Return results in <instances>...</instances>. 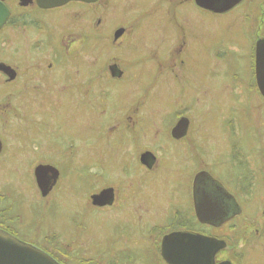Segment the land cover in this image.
<instances>
[{
    "label": "flooded vegetation",
    "instance_id": "1",
    "mask_svg": "<svg viewBox=\"0 0 264 264\" xmlns=\"http://www.w3.org/2000/svg\"><path fill=\"white\" fill-rule=\"evenodd\" d=\"M232 11L238 12L234 17L237 28L233 25L230 35L208 37L211 27L206 15ZM202 51L204 55L198 58ZM198 59L207 68L214 60L223 66L218 75L214 68L208 69L206 78L224 77L231 85L229 94H216L211 102H201L200 94L207 91H192L198 87L190 88L188 81L198 79ZM257 73L264 74V0H241L221 12L208 10L195 0H67L54 5L0 0V166L31 163L29 187L36 191L38 203L46 202V209L66 197L72 203L98 184L89 167L72 164L75 152L70 149L77 148V136L89 141L104 138L108 125H103L107 121L103 119L109 111V118H117L109 125L123 135L127 132L134 141L142 130L140 117L147 121L154 117L177 141L165 146V154L173 155L170 159L176 163L169 164L155 182L167 185V179L178 174L172 187H182L183 198L168 213V230L165 219L153 224L145 219L142 226H134L143 220V209L135 211V220L114 221L127 232L116 238L110 230L111 242L129 237L132 244L115 249L97 264H169L162 255V237L186 230L224 240L225 247L215 253V262L234 264L229 257V235L219 237L198 225L220 228L241 216L245 207H264V77L258 81ZM135 84H142L140 104ZM118 91L125 98L114 99ZM139 105L152 111L140 116ZM119 106L121 115L116 114ZM129 122L131 130L120 128V123L126 128ZM178 122L181 127L174 136L171 131ZM190 146L204 160L193 173L187 192L180 179L188 168L184 158ZM154 149L137 150L126 159L130 161L123 171L130 170L126 165H135L155 183L150 176L157 172L161 158ZM39 164L55 168L42 173L44 193L34 173ZM197 173L204 179L208 176L209 183L199 186L210 198L216 196L214 200L228 214L219 225L196 218L192 187ZM110 182L89 192L85 204H71L73 210L66 209L64 234L73 236L85 228V208L104 214L116 206L119 195ZM6 185L7 199H0V229L49 254L36 245L39 232L31 230L33 224H20V196L13 199L11 185ZM99 193V200L93 203L92 195ZM127 198L119 202L123 209L129 208ZM28 209L37 228L36 216ZM262 211L264 216V208ZM88 261L82 259L83 264H92Z\"/></svg>",
    "mask_w": 264,
    "mask_h": 264
},
{
    "label": "rangeland",
    "instance_id": "2",
    "mask_svg": "<svg viewBox=\"0 0 264 264\" xmlns=\"http://www.w3.org/2000/svg\"><path fill=\"white\" fill-rule=\"evenodd\" d=\"M246 3L247 2L243 3L239 9H243ZM258 11H260L261 14L263 8L260 7ZM237 13L238 12L232 11L231 14H224L221 16L206 15L207 24L211 27L207 30L208 37H211V35L220 36L219 34L224 33L230 35L231 31H233V25L237 28V23L234 19ZM261 17L262 14L259 17L260 20ZM201 55H204V51L198 54V58L201 57ZM212 68L216 70L217 75L220 72L222 73L224 69L223 66H220L215 60L212 62V65L207 68L206 62L198 59L196 68L198 71V79L188 80L190 88L198 87L192 91L197 92L198 89H200V91H207V94H204V92L203 95L199 93L202 103L205 102V100L211 102L212 97L216 94L217 96H225L231 91L230 82L228 84V81L224 79V77L206 78L208 69L212 70ZM135 85L138 88L136 91L138 98L137 103L140 104L143 96L139 94V87L142 84ZM215 91H217V93H215ZM142 92L146 95L145 91ZM118 93L119 94L114 96V99L122 100L125 98L126 94L119 91ZM210 106H214V104H210ZM102 108L103 107L100 106L99 109ZM121 110H123V108L119 106V112L116 114L121 115ZM150 111L152 110H146L145 106L142 107L139 105L138 112L140 116L146 115ZM124 113L125 112H123V114ZM126 113L131 112L127 111ZM109 116L110 113L107 111V117L103 119H107L103 125H108L104 138L100 140L93 138V141H89L84 140L83 136H77V148L70 149L72 150L71 152H75L72 154V164L76 162L79 163L78 166L80 167H83V165L89 167L90 172L95 174L94 180L98 183L96 189L87 190V192L80 194L76 199H73L72 203H69V201L67 202L66 197V200H61L58 205L56 204L53 208L50 207L46 209V202L42 201L41 204L38 203L36 191H32L31 187H29L31 163L0 166V190L3 194L0 196V199L3 201L7 199L6 195L9 191H6V184H10L12 189L11 192L13 193L10 194L12 198L18 199V196H20L22 205L18 207V209L21 210L19 213V218L21 219V221H19L20 224L32 223L33 226L31 230L39 232V242H36V245L55 256L63 264H83L82 259H88V262L91 261L92 264H97L99 260H104L106 257L112 255L115 249H120V247L132 244L133 239H130L128 236L124 241L120 239V241L112 243V236L110 233L112 232L111 234L113 236L119 238L118 234L127 232V228H125L124 225H114L113 222L119 220L126 221L124 218L127 217H132V219L135 220V211L137 209H143L145 214L142 213L143 220L137 224L134 223V226H142L145 219H147L149 224L162 222V220L165 219L164 226L166 230H168L170 227L168 226V224H170L168 213L172 212L173 206L175 202L177 203L178 198L181 200L184 195L182 187H172L175 182L173 180H175V178L178 179V174L167 179L170 181L167 185L161 180L159 183L155 182L159 178V174L162 175L169 164L176 163L170 159L175 158L173 155L169 157L165 154V146L177 141L169 137L167 130L162 129L163 127L160 126L159 120L153 117L151 121H147V118L141 116L139 125L142 130L137 134V140L133 141V139H129L131 135H128L127 132L123 135V131H120V129L117 130L115 125H109L117 121V118L111 119ZM98 121L99 119L95 123ZM120 124L121 129H132V127L129 126L130 122L127 123V127L130 128H123L122 125L124 126L125 123ZM92 126H95V124ZM196 126L197 125H195V127ZM131 137L133 138V136ZM193 146H190L191 148L188 150V155L184 158L188 168L181 174L180 179L183 187L186 185L187 192L188 187H190V180L193 173H195L197 168L203 165L202 160H204V158L200 157L198 149ZM154 147L156 149H154V151L161 158L157 172L151 173L152 176H150L154 179V185L149 182L146 173L144 175L141 168L135 165H126L130 170L123 171L125 164L130 161L126 159L133 153L143 149L153 150ZM66 151H69V149ZM133 162L136 164L135 161ZM106 181H111L108 184H112L117 191V195H119L116 206L108 209L104 214H95L93 210L88 211L85 208L82 217L85 228L81 227L73 236L64 234L63 217L67 215L66 209L68 208L72 211L73 209L70 207L72 206L71 204H85L89 197L87 194L89 192H95L101 185H105ZM168 185H170V187ZM84 189H86V187L81 188L82 191H84ZM22 193H24L23 196ZM125 196H128L127 204L129 208L123 209L119 206V202L121 201V203H124L122 199H125ZM2 197L5 198L3 199ZM14 208L15 207H13V209ZM28 208H32L36 216L34 221L38 223L37 228L30 219V210ZM263 208L264 207L260 206L245 207L241 216L237 217L236 220L232 221L230 224L221 226L220 228H213L211 226L208 228L207 226L202 227L199 225L198 227L199 229L205 230L204 232H210L219 237H226V235H229L227 241H229L228 243L232 247V254H229V257H231L234 264H264ZM11 222H15V220H11ZM112 228H115L116 234ZM110 230L112 231L110 232ZM149 238L151 237L149 236Z\"/></svg>",
    "mask_w": 264,
    "mask_h": 264
},
{
    "label": "water",
    "instance_id": "3",
    "mask_svg": "<svg viewBox=\"0 0 264 264\" xmlns=\"http://www.w3.org/2000/svg\"><path fill=\"white\" fill-rule=\"evenodd\" d=\"M45 3V5L61 4L67 0H38ZM241 0H195L197 4L204 8L216 12H221L232 8ZM262 57V55H261ZM262 59V58H261ZM260 59V60H261ZM258 61L256 62V64ZM262 73H257L256 77L260 81L264 76ZM181 127L179 122L172 129V134L177 135L178 129ZM53 169L52 165L39 164L35 168V176L37 178V185L42 187V178L45 169ZM55 170V168H54ZM43 173V174H42ZM55 173V172H54ZM208 177V176H207ZM204 179L202 173H197L193 179V203L196 218L201 223L219 225L228 214L221 208L216 196L210 198L202 187L199 185L207 184L209 181ZM102 193L92 195L93 203H96ZM161 249L162 255L169 264H231L229 260H221L215 262V253L225 247V242L212 235H204L200 232L191 231H175L165 234L162 237ZM0 264H59L49 254L41 251L33 244L25 243L13 237L10 233L4 232L0 229Z\"/></svg>",
    "mask_w": 264,
    "mask_h": 264
}]
</instances>
